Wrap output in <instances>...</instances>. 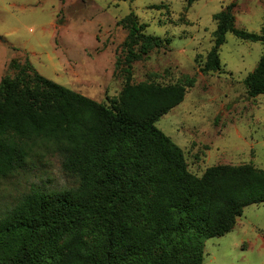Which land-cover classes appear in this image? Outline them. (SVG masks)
<instances>
[{
	"label": "trees",
	"instance_id": "trees-1",
	"mask_svg": "<svg viewBox=\"0 0 264 264\" xmlns=\"http://www.w3.org/2000/svg\"><path fill=\"white\" fill-rule=\"evenodd\" d=\"M235 7L214 15L205 74L220 70L228 33L264 43V24L259 34L236 28ZM120 24L129 29L127 79L110 105L47 79L29 61H12L18 73L0 82V177L44 145L79 182L34 190L0 218V264H203L206 240L231 232L246 207L264 204V170L252 164H220L201 176L188 170L156 123L195 81L132 83L131 66L169 41L146 34L133 12ZM244 83L249 97L264 95V54Z\"/></svg>",
	"mask_w": 264,
	"mask_h": 264
},
{
	"label": "rangeland",
	"instance_id": "rangeland-1",
	"mask_svg": "<svg viewBox=\"0 0 264 264\" xmlns=\"http://www.w3.org/2000/svg\"><path fill=\"white\" fill-rule=\"evenodd\" d=\"M234 1L236 28L259 34L264 0H196L189 7L186 0H0V82L18 73L12 61H29L47 79L110 105L127 79L129 29L120 21L133 12L146 34L169 44L131 66L132 83L195 81L184 101L156 123L182 149L188 170L196 176L220 164L264 170V95L249 97L244 83L264 43L228 33L220 70L201 71L214 43V15ZM78 184L52 147L38 146L20 168L0 177V218L34 190ZM203 264H264V204L246 207L231 232L206 240Z\"/></svg>",
	"mask_w": 264,
	"mask_h": 264
},
{
	"label": "water",
	"instance_id": "water-1",
	"mask_svg": "<svg viewBox=\"0 0 264 264\" xmlns=\"http://www.w3.org/2000/svg\"><path fill=\"white\" fill-rule=\"evenodd\" d=\"M2 40V37L0 36V41Z\"/></svg>",
	"mask_w": 264,
	"mask_h": 264
}]
</instances>
